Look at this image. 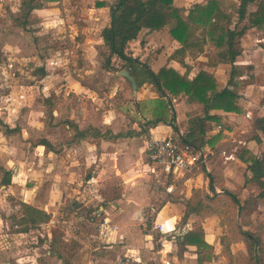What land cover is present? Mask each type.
I'll use <instances>...</instances> for the list:
<instances>
[{
    "label": "crops",
    "instance_id": "0c3cea01",
    "mask_svg": "<svg viewBox=\"0 0 264 264\" xmlns=\"http://www.w3.org/2000/svg\"><path fill=\"white\" fill-rule=\"evenodd\" d=\"M115 1L99 4L108 13L105 16L106 27L111 24L110 11ZM209 1L174 0V6L189 14L196 7L207 6ZM229 1V12H225V6L220 7L221 15L225 18H214L212 25L222 24L226 32L237 35L233 49L238 56L234 64L210 67L208 46L205 45L202 50L192 46L183 48L172 38L170 27L161 31L143 29L126 50L135 59L134 66L119 71L106 70L112 76L109 95L105 94L101 99L96 90L76 83L75 96L83 92L88 94L89 101L78 97L79 104L77 107L73 104V112L71 115L67 113L65 117L66 133L72 136V139L67 138L65 162L58 157L57 146L52 140H46L51 146L50 150L40 143L38 149L41 152L36 153V149L32 155H25V161L7 157V165L0 171L4 173L0 194L2 197L12 195L20 200L21 205L43 211L50 217L48 222L42 224H25L29 222L27 213H21L18 218L23 225L30 226V233L38 232L41 243V234H47L46 243L53 250L47 255L56 259L58 264H198L197 248L184 245L183 241L187 233L202 229L206 242L213 246L207 224H197V220L202 219L200 213H205L204 201L198 197L200 193L204 192L205 196L214 199L227 195L228 191L237 195L245 207L251 196L256 198L260 194L256 187L246 185L247 164L239 159V155L249 151L258 158H264L263 135L256 133L253 126L256 116H264V31L249 21L250 15L257 12L264 0ZM245 2L246 13L241 16L239 10ZM206 31L203 26L195 25L194 38L207 41ZM100 40L103 44L101 35ZM113 61L125 65L117 57ZM164 68L176 70L181 75L187 73L190 81H194L202 72L210 73L217 82L219 92L228 89L237 96L235 106L240 110L226 112L217 109L211 104L212 93L208 94L211 105H205L186 94L173 96L166 92L162 95L152 82L148 69L158 74ZM122 71L132 74L137 89L121 76ZM91 100L96 103L93 105ZM162 100L169 102L170 114L174 117L171 122L159 118V102ZM87 103L91 104L94 111L100 110L101 105L105 109L95 117ZM5 129L7 132L10 130L7 125ZM256 135L261 138V142L255 140ZM170 136L188 140L198 150L209 154V169L212 173L203 170L195 176L176 181L151 173L148 161L145 163L148 141ZM81 144L88 154H97L98 163L100 157L108 159L110 156L115 161L108 164V170L105 171L104 166L103 172L97 176L93 174V178L86 181L93 184L100 180L97 182L100 190L105 188L106 179L109 183L104 195L98 196L101 205L96 212L99 213H92L91 220L80 218L79 213H61L63 202L68 204L71 200L76 202L83 197L79 188L83 185L80 173L78 177L74 176L75 166L85 162L82 157L84 151L78 149ZM78 156L83 159V163L77 160ZM42 158L49 159V171L40 165L44 162ZM107 171L112 174L103 180L102 176L105 177ZM145 171L150 174L146 178L157 180L162 190L143 183L142 174ZM45 172H49V176ZM204 174L210 177V182ZM115 185H121L122 188L116 190ZM254 204L253 208L248 205L243 211L244 215L251 213L252 221L253 213H264V200H255ZM235 207L239 213L238 207ZM82 209L78 208L76 212ZM161 212L166 220L176 218L167 235L151 232L152 227L158 224ZM186 213H189L188 217ZM238 218L242 219L240 215ZM104 220L109 221V229L103 226ZM56 232L61 235L64 233L62 238L65 245L72 244L74 240L79 246L77 251L71 252L70 258H64L66 255L56 251L62 244L57 243ZM97 234L99 243L96 248L91 243ZM261 240L264 246L262 237ZM242 244L245 246L244 242ZM68 249L67 246L66 251ZM69 251H73V247ZM203 264L217 263L207 260Z\"/></svg>",
    "mask_w": 264,
    "mask_h": 264
},
{
    "label": "rangeland",
    "instance_id": "374dc122",
    "mask_svg": "<svg viewBox=\"0 0 264 264\" xmlns=\"http://www.w3.org/2000/svg\"><path fill=\"white\" fill-rule=\"evenodd\" d=\"M104 2L108 3V0H0L1 172L2 167L7 165V157L25 161V155H32L36 149V153L41 152L38 146L44 140L53 141L57 146L58 157L65 162L67 138L72 139L66 133L65 117L67 113L71 115L72 109L79 104L78 97L89 101L88 94L83 92L75 96L76 83L96 90L101 99L103 95H109L112 76L107 73L111 70L105 67V63L110 53L100 40L108 14L107 10L99 6ZM112 65L117 70L123 68L121 62L112 61ZM90 102L93 105L96 103L94 100ZM73 104L75 106L72 107ZM87 104L95 117L105 109L101 105L100 110L94 111L91 104ZM6 125L10 129L8 132ZM83 147L81 144L78 149L84 151L82 157L86 165L78 156L77 160L83 164L74 168V176L78 177L80 173L82 179L83 185L79 188L83 197L76 202H63L61 213H79L80 218L91 220L92 213H99L96 212L101 205L98 196L108 190L106 178L112 172L107 171L106 176H102L107 183L103 190L97 184L100 180H93V184L86 181L93 178V174L97 176L103 172L102 167L108 170V164L115 161L110 156L108 159L100 157L98 163L97 154H88ZM42 159L44 162L40 165L49 171V159ZM48 173L45 172L47 176ZM148 174L146 171L142 174L143 183L161 189L157 180L146 178ZM3 177L4 173H0V193ZM210 180L207 176V181ZM114 188L118 190L122 187L115 185ZM3 197L0 194V220L4 222L2 224L0 221V264H8V261L11 264H58L56 259L47 255L53 251L46 243L47 234H41V243L38 232L30 233V226L23 225L19 220V215L25 212L20 200L12 195ZM198 197L204 201L205 213H200L202 219H198L197 224H207L213 243L205 252L207 260L217 264H255L250 259L243 233L250 232L264 239V213H253V221L251 213L246 214L249 217L244 215V218L239 219L236 207L227 195L211 199L201 192ZM78 208L83 209L76 212ZM17 232L29 233L18 235L15 234ZM63 235L55 234L59 240L57 243L62 242L56 251L66 255L64 258H70L79 246L74 240L72 244L65 245ZM95 236L91 246L97 248L99 238L98 234ZM157 244L160 242L157 241ZM67 246L69 249L73 247V251H66ZM258 255L261 264H264L263 245Z\"/></svg>",
    "mask_w": 264,
    "mask_h": 264
},
{
    "label": "trees",
    "instance_id": "16d2710c",
    "mask_svg": "<svg viewBox=\"0 0 264 264\" xmlns=\"http://www.w3.org/2000/svg\"><path fill=\"white\" fill-rule=\"evenodd\" d=\"M227 2L230 1L210 0L207 6L196 7L187 14L185 10L174 6V0H116L110 11L111 24L101 34L103 44L110 53L105 67L111 71H117L112 67L114 57L125 62L123 68L134 66L135 59L130 57L126 51L128 44L135 40L143 29L161 31L166 27H170L172 38L179 42L183 48L192 46V48L202 50L207 45L210 67H217L221 64H234L238 56V53L233 49L237 35L231 31L226 32V27L222 24L212 25L214 18L218 20L225 18L221 15V6H225V12H229ZM246 6V2L242 4L239 10L241 16H245ZM231 7L235 11L236 8L233 4ZM249 21L251 25L264 31V1L260 4L257 12L250 15ZM195 25L207 29V41L194 38ZM148 74L162 95L166 92L173 96L186 94L205 105L212 104L217 109L226 112H238L240 110L235 106L237 96L228 89L219 92L217 82L210 73L202 72L194 81L188 79L187 73L181 75L176 70L167 68L162 69L158 74L148 69ZM209 93L213 95L212 103L211 98H208ZM159 118L167 119L168 122L174 119L170 114L169 102L166 100L159 102ZM253 126L256 133L260 132L264 138V116H256ZM255 140L261 142L258 135L255 136ZM184 142L189 143L193 147V151L198 150L188 140H184ZM41 144L47 150L51 149L49 142L46 140L42 141ZM239 159L247 164L246 185L260 190V194L256 198L251 196L246 203V207L237 195L226 191L234 205L238 207V214L243 218V211L247 209L248 205L254 206L255 200H264V158H258L249 151H244L243 154L239 155ZM21 206L24 208V213L28 215L27 220L29 222H25V224H42L50 219L43 211L27 205ZM188 216L189 213H186V217ZM23 220L26 221V219ZM243 235L251 261H255V264H261L262 260L258 257L259 248L263 245L261 238L250 232H245ZM183 244L197 248L198 264L207 261L205 252L211 246L206 242L202 229L187 233Z\"/></svg>",
    "mask_w": 264,
    "mask_h": 264
},
{
    "label": "built area",
    "instance_id": "2783aa9c",
    "mask_svg": "<svg viewBox=\"0 0 264 264\" xmlns=\"http://www.w3.org/2000/svg\"><path fill=\"white\" fill-rule=\"evenodd\" d=\"M189 143H185L178 136H170L165 139H154L148 141L146 156L150 172L160 174L169 180L187 179L205 170L210 173L209 154L196 149ZM103 226L110 228L107 220L103 221ZM167 235L163 226L155 224L151 232Z\"/></svg>",
    "mask_w": 264,
    "mask_h": 264
},
{
    "label": "clouds",
    "instance_id": "9594fccd",
    "mask_svg": "<svg viewBox=\"0 0 264 264\" xmlns=\"http://www.w3.org/2000/svg\"><path fill=\"white\" fill-rule=\"evenodd\" d=\"M175 222H176V218L175 217L166 220L164 218V213L163 212H161L160 218L157 221L158 224H161L163 226V229L165 231L171 230L172 226L175 224Z\"/></svg>",
    "mask_w": 264,
    "mask_h": 264
},
{
    "label": "water",
    "instance_id": "95a60500",
    "mask_svg": "<svg viewBox=\"0 0 264 264\" xmlns=\"http://www.w3.org/2000/svg\"><path fill=\"white\" fill-rule=\"evenodd\" d=\"M120 74L122 77H124L125 79H127L131 83V85L133 86L134 89H137V82L130 72L122 71Z\"/></svg>",
    "mask_w": 264,
    "mask_h": 264
}]
</instances>
